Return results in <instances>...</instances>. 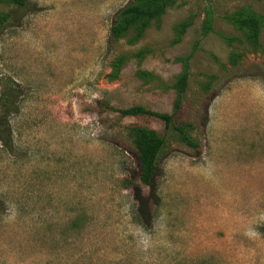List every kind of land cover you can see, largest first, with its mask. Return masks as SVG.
I'll list each match as a JSON object with an SVG mask.
<instances>
[{
	"label": "rangeland",
	"instance_id": "obj_1",
	"mask_svg": "<svg viewBox=\"0 0 264 264\" xmlns=\"http://www.w3.org/2000/svg\"><path fill=\"white\" fill-rule=\"evenodd\" d=\"M26 1L0 0V95L20 92L0 140V264H264V0H175L117 40L132 0ZM250 15L259 47L227 18ZM132 106L173 125L116 111ZM133 126L166 139L154 187Z\"/></svg>",
	"mask_w": 264,
	"mask_h": 264
},
{
	"label": "trees",
	"instance_id": "obj_2",
	"mask_svg": "<svg viewBox=\"0 0 264 264\" xmlns=\"http://www.w3.org/2000/svg\"><path fill=\"white\" fill-rule=\"evenodd\" d=\"M17 8H25L26 0H6ZM175 0H132L126 7L120 10L112 25V38L117 40L120 35L127 31L131 26L138 22L148 25L153 19H159L165 14L168 5ZM228 20L232 21L241 29H246L249 38L255 47H259V37L261 33L262 21L257 16H229ZM5 25V21H0V32ZM183 30L187 25H183ZM212 29L209 24L207 30ZM233 41L234 38H226ZM189 73L185 69L179 82V99L175 105V113L180 108V101L187 85ZM20 92L10 81H7V87L0 95V140L8 146L11 140L10 118L18 112L17 100ZM122 117H154L163 121L166 128H170L174 122V114L158 113L147 110L141 106H132L126 109L116 110ZM191 124L177 125L175 129L180 133L182 140L190 146L197 147L192 138L188 135L187 130L192 129ZM132 135L134 137L135 147L138 152V162L140 167V182L147 187H154V181L158 170L159 158L166 143V139L158 131L142 126H133ZM264 231V230H263Z\"/></svg>",
	"mask_w": 264,
	"mask_h": 264
}]
</instances>
